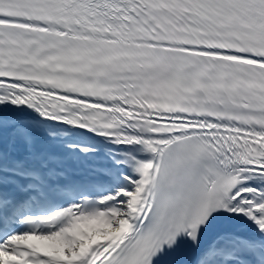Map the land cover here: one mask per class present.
Returning <instances> with one entry per match:
<instances>
[{"label": "snow or ice", "instance_id": "snow-or-ice-1", "mask_svg": "<svg viewBox=\"0 0 264 264\" xmlns=\"http://www.w3.org/2000/svg\"><path fill=\"white\" fill-rule=\"evenodd\" d=\"M0 264H264V0H0Z\"/></svg>", "mask_w": 264, "mask_h": 264}]
</instances>
